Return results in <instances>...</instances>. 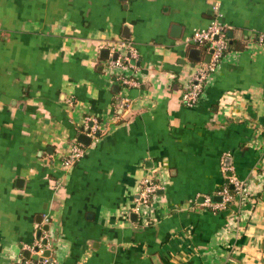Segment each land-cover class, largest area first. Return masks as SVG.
<instances>
[{
	"label": "crops",
	"instance_id": "1",
	"mask_svg": "<svg viewBox=\"0 0 264 264\" xmlns=\"http://www.w3.org/2000/svg\"><path fill=\"white\" fill-rule=\"evenodd\" d=\"M214 3L229 47L187 105L208 54L197 47L194 60L184 38ZM259 33L264 0H0V264H20L37 241L53 264H264ZM121 42L137 55L114 65L129 53ZM74 142L84 153L65 166ZM146 175L158 187L143 214ZM229 176L247 195L213 210L205 197Z\"/></svg>",
	"mask_w": 264,
	"mask_h": 264
},
{
	"label": "built area",
	"instance_id": "2",
	"mask_svg": "<svg viewBox=\"0 0 264 264\" xmlns=\"http://www.w3.org/2000/svg\"><path fill=\"white\" fill-rule=\"evenodd\" d=\"M214 16L209 22L202 27H194L189 35L184 38L185 43L193 45L195 47L203 46L206 48V54L208 59H200L198 67L194 70L191 75L190 81L182 94V99L185 104H194L206 84V80L209 74L217 67L221 61L224 53L229 47V26L220 17L221 13L217 3L212 5ZM258 39L262 41L264 39V33L258 34ZM121 44L128 46L129 53L124 58H111L110 62L114 65H119L124 62H128L131 58L137 55V50L133 47L130 42H121ZM111 49L114 45H111ZM118 80L122 85H131L135 83V79L128 76H119ZM128 97L122 95L118 102L121 107L127 106ZM90 119L91 123H86L84 126L85 132L91 137H96L97 124L94 118L86 117ZM84 153V146L80 142H74L70 145L65 155L62 157V164L69 166L76 162ZM232 187L228 184L221 187L216 194L221 196L220 201H211V196L205 197V202L211 205L213 210H222L227 208L228 203L236 197H245L247 195V187L242 179L237 176H229ZM158 183L151 175H146L140 181V188L136 197L134 209L141 211L146 214L150 206V201L153 195L156 193ZM232 189V190H230ZM30 252H33L35 257L29 256L24 257L20 264H53L52 259L45 254V250L49 248V242L37 241L34 245H28L26 247Z\"/></svg>",
	"mask_w": 264,
	"mask_h": 264
},
{
	"label": "water",
	"instance_id": "3",
	"mask_svg": "<svg viewBox=\"0 0 264 264\" xmlns=\"http://www.w3.org/2000/svg\"><path fill=\"white\" fill-rule=\"evenodd\" d=\"M228 34L230 36V33H228ZM102 52L105 53V55H103L104 57H108V49H102ZM191 52L193 53V57L192 58L194 60H199L200 59V50H199V48L193 47V48H191ZM117 54H118L117 51H115L113 53V58H116ZM204 58L207 60L208 59V55H206ZM78 140L83 142V143L88 144L90 142L91 138L89 136L84 135V134H79ZM227 175H230L229 171L227 172ZM230 186L232 187V184H230ZM212 198H213L214 201H220L221 200V196L220 195H213ZM46 252H45V254H48V251H46ZM24 255L26 257H29L30 256V252L27 250V251H25ZM31 256L35 257V255H31Z\"/></svg>",
	"mask_w": 264,
	"mask_h": 264
},
{
	"label": "trees",
	"instance_id": "4",
	"mask_svg": "<svg viewBox=\"0 0 264 264\" xmlns=\"http://www.w3.org/2000/svg\"><path fill=\"white\" fill-rule=\"evenodd\" d=\"M204 50L206 51V48H204ZM230 190H232V189H230ZM231 203V201L228 203V205Z\"/></svg>",
	"mask_w": 264,
	"mask_h": 264
}]
</instances>
